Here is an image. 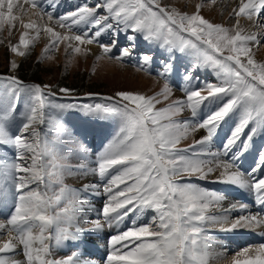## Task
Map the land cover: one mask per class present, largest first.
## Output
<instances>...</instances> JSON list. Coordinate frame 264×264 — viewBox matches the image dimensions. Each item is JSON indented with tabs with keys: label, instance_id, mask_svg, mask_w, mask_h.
Returning <instances> with one entry per match:
<instances>
[{
	"label": "snow or ice",
	"instance_id": "obj_1",
	"mask_svg": "<svg viewBox=\"0 0 264 264\" xmlns=\"http://www.w3.org/2000/svg\"><path fill=\"white\" fill-rule=\"evenodd\" d=\"M55 7L56 0H0V31L8 25L11 35L17 21L24 29L16 44L9 42V51L25 56L43 32L48 37L44 53L64 43L66 54L71 50L87 55L89 50L81 45L96 43L101 52L97 61L107 57L123 63L133 56L140 37L166 50L171 58L162 62L159 76L165 83L160 91L153 95L117 91L103 98L107 103H56L49 99L56 93L45 92L48 85L24 84L14 75L3 77L8 83L0 94V146L13 149L14 154H0V209L6 210L0 213V264H81L76 251L54 258V246L79 244L105 225L117 232L107 239L104 264H210L222 255L215 249L223 242L209 235V225L222 232L264 229V211L244 214L249 205L243 203L225 208V194L190 182L193 177L215 176L214 182L254 194L255 204L264 208V149L250 169L238 163L257 134L264 135V61H257L253 51L264 40L240 23L245 18L264 28V0H239L238 8L229 13L230 19L235 17L231 27L204 18L202 4L191 14L161 0H97L94 6L85 2L58 16ZM110 31L117 38L124 32L130 42L116 55L118 39L111 44L99 39ZM176 52L188 56L190 64L182 70L184 96L172 100L167 77L175 70L171 54ZM152 59L143 54L136 70L143 71ZM17 67L12 61L11 68ZM202 70H210L216 82L201 81ZM22 95L25 111L14 133ZM164 101L170 102L158 108ZM212 105L215 111L210 110ZM74 108L117 121L114 135L94 157L59 118ZM204 109L210 114L197 121ZM185 110L191 119H178ZM230 113H239L238 122L222 148L213 150V137ZM46 123L50 127L42 133L40 126ZM199 129L206 134L178 147ZM49 134L53 139H48ZM72 157L81 162L71 163ZM73 175H92L98 181L75 188L65 183ZM89 195L106 197L98 214L103 220H90L85 214ZM147 211L156 214L150 222L125 223L130 214L139 217ZM234 211L241 214L233 217ZM17 254L23 259H16ZM232 264H264V243L237 252Z\"/></svg>",
	"mask_w": 264,
	"mask_h": 264
},
{
	"label": "rangeland",
	"instance_id": "obj_2",
	"mask_svg": "<svg viewBox=\"0 0 264 264\" xmlns=\"http://www.w3.org/2000/svg\"><path fill=\"white\" fill-rule=\"evenodd\" d=\"M20 2L22 3L23 0H20ZM85 2L94 6L97 0H56V7L54 9L55 14L58 16L67 11L74 10L77 5L83 4ZM161 3L169 7H175L179 11L187 12L189 14L196 10L195 6L197 4H202L200 14L204 18L208 19L210 22L223 24L228 27H231L235 23V17L230 19L229 13H231L234 8H238L239 6V4H237L238 2L234 0H161ZM24 7L27 8L29 12L32 11L27 5ZM23 19L24 21L27 20L26 16H24ZM245 21L248 20L245 19ZM261 22H264V20ZM243 27L249 31V27L247 25H243ZM251 29L252 30L250 31L257 32L260 38H264V28L253 26ZM56 30L61 32L64 31L58 27H56ZM23 31L24 29L19 21L15 22V27L13 28L11 35L9 34L8 25H5L3 30L0 31V41H2L0 42V94L4 92L8 83L5 79H3V77L12 75L16 76L24 84H39L41 86L48 85L49 88L45 89V92L51 90L52 92L56 93L55 97H50L49 99L56 103L75 105L107 103V101H105L103 98L107 96H113L117 91H131L144 95H153L154 93L160 91V89L163 87V84L165 83V79L161 78L159 73L163 68L162 62H168L171 58L170 54L166 50H163L150 42H146L140 37L135 41L136 47L133 50V56L131 58H126L123 63H118L115 60H109L107 57L97 61L95 57L97 55H101V52L98 44L96 43L90 45H81L82 48L89 50L87 55L83 53L74 54L71 52V50H69V52L66 54L64 51V43H61L58 49L44 53L43 50L48 43V37L43 32H41L39 39L35 40L29 49L26 50V55L19 57L20 59L17 63L18 67L16 69H12L11 62L13 53L9 51L8 44L9 42L16 44L19 40L20 33ZM32 35H34V33H32ZM99 39L100 42L104 44H111L113 39H118V44L116 48L113 49V55L118 54L119 48L127 47L130 43L127 40L126 34L124 32H121L117 38L114 37L113 33L110 31L102 35ZM94 45L96 47H94ZM86 46L94 48L95 50L88 49ZM263 48L264 43L255 47L253 51L254 53H259L262 52ZM145 53L151 55L153 59L149 65L145 66L143 71H137L136 66L139 63V59ZM171 55L175 56V70L169 77H167V79L170 81L172 87L171 99L174 100L184 96V92L182 91L184 87L182 70L190 64V58L179 52L173 53ZM17 73L18 76L16 75ZM198 75L200 76L201 81L207 80L214 83L216 82V76L208 71L202 70L198 73ZM24 76H27L28 79L23 80L20 78ZM60 88H67L70 90V92L67 94L60 93ZM169 102L170 101H164L157 105V107H164ZM215 109V105L210 106L211 111H215ZM23 111H25V97L22 95L20 97V106L16 111L17 119L12 129L14 133L19 131L20 113ZM209 114V109H204L198 113L196 120L199 121ZM59 118L68 129L70 134L89 149L90 155L92 157H94L96 152L102 150L103 145L112 138L115 131L117 130L116 119H105L102 117L91 116L82 112L79 110V108L65 110L64 112L60 113ZM238 118L239 113H230L229 116L225 117V121L221 122L220 127L213 137V150L222 148L223 142L235 127L236 123L238 122ZM178 119H191V113L188 110H185L183 113H181ZM40 127L43 133L48 131L50 125L46 123L44 126ZM247 131L248 129L245 130L246 133ZM205 134L206 131L204 129H199L189 136L187 140L181 141L178 147H186L187 145L191 144L193 140H198ZM48 139H53L52 134L48 135ZM262 149H264V135L257 134L249 146V150L242 157L244 160L242 161L241 158V160L238 161L242 169H246V166H249L246 165L245 159H247V161H252L251 159H253L254 161L251 164L254 165L258 153ZM4 152H7L9 155L14 154L13 149L0 146V154ZM70 162L77 164L81 161L77 157H72ZM96 181H98V177H94L92 175H73L71 177H66L65 179V183L75 188H81V186L85 183H92ZM214 181L215 176H210L206 180H198L195 177L191 178L190 180V182L197 183L209 191H216L222 194L227 193L225 194L227 199L223 202V207L225 208L230 207L232 204H248V198L253 195L246 190L238 189L244 200H241V202H239L237 199L231 200L232 195H229L230 188L232 189V187H235L236 189L238 187L217 183ZM94 196L95 197H91V195L88 196L90 207L86 210L85 214L88 215L90 220H95L97 218L103 220V217L98 214L102 212L106 197L103 195ZM232 199H234V197ZM251 201L255 200L251 199ZM248 212L255 214L257 211L246 210L244 214H247ZM240 214V212L235 211L232 212L231 215L235 217ZM155 215L156 214L152 211H147L139 217L130 214V217L126 218L125 223L128 226H131V221L133 219H136L138 223H148ZM89 226L90 225H85V227ZM122 226L124 228V225ZM113 228H110L109 230V227H104V229L100 232H92L86 235L84 239L88 237L86 240L88 241V243H86L87 246L102 249V252H105L103 255L106 257L107 239L111 236L108 235V232H114L115 234L117 232V229L115 231ZM208 228L209 235L213 237L214 240L223 242L218 243L215 249L217 252L222 253V255L219 258L212 259L210 264H222V262L229 263V258H231L232 263V260L236 257L237 252L240 250L244 249L245 247L252 246V243L253 246L264 243V229L261 230V228H241L234 230L233 232L219 231L218 226L213 225H209ZM93 234L97 235V238L92 237ZM230 234L232 237H230ZM244 235L246 237L250 235L251 238H249L250 241H248V243L242 244L239 240V236ZM255 238L258 239L255 241ZM233 241L234 244L239 243V245L235 246L234 249H232V245H230ZM62 247L56 249L54 246V258H66L70 255V252L76 251L74 248L61 251ZM129 247H131V245H129ZM84 254L85 252L83 253V256ZM19 255L21 256L20 259H23L21 254H17L16 257ZM79 257L80 255L78 254L77 259ZM91 257L93 256H89L88 259L91 260ZM94 258L95 257L92 259ZM96 260L99 261L100 258Z\"/></svg>",
	"mask_w": 264,
	"mask_h": 264
},
{
	"label": "bare ground",
	"instance_id": "obj_3",
	"mask_svg": "<svg viewBox=\"0 0 264 264\" xmlns=\"http://www.w3.org/2000/svg\"><path fill=\"white\" fill-rule=\"evenodd\" d=\"M234 1H237L238 3L237 4H239V0H234ZM232 3V2H231ZM234 3V2H233ZM230 9H231V7H230ZM26 18H27V20H25V22H27L28 21V16H26ZM240 23H241V25L243 26V25H247L248 27H249V31L250 30H252L251 28H253V24H252V22H250V21H245V18H241L240 19ZM30 33L32 34V32H31V30H30ZM45 38V37H44ZM139 38V37H138ZM261 39H264V38H261ZM88 49H91V50H95L94 48H91V47H88V46H86ZM94 47H96L95 45H94ZM254 56H255V59H257V60H262V61H264V48L262 49V52H259V53H254ZM20 56H16L15 54H13V56H12V61H15L16 62V64L19 62V58ZM252 163V161H247L246 162V164L247 165H250ZM230 187H232V186H230ZM229 187V188H230ZM238 190V188H236L235 189V187H232V189L230 188V190H229V192H230V194L232 193V192H235V191H237ZM249 197V196H248ZM251 199L252 200H255V197H254V194L253 195H251L249 198H248V204L247 205H249V207H248V209L247 210H256V211H264V208H260V207H258L256 204H255V201H251ZM235 212V211H234ZM105 227L106 228H108V226L107 225H105ZM114 227V226H113ZM112 227V228H113ZM121 228H123V226L121 225ZM113 229H115V231H116V228L114 227ZM109 230H110V228H109ZM260 230V229H259ZM258 230V231H259ZM262 230V229H261ZM260 230V231H261ZM109 233V232H108ZM259 233V232H258ZM263 233H264V230H263ZM245 236V235H244ZM260 236V235H259ZM92 237H94V238H97V235H95V236H92ZM237 240V239H236ZM261 241V240H260ZM72 245H74V246H76L75 244H72ZM235 245H237V244H235ZM259 245H255V246H253V243H252V246H249L250 248H255V247H258ZM87 246V244L86 243H82L81 242V244L79 245V246H77V251H78V254L80 255V257L78 258V260L79 261H81V263L82 264H84V262L85 261H88V262H90V264H104V262H100V260L98 261V260H96V259H98L99 257H104V253L102 252V249H98L97 247H95V248H93L92 246H90V247H88ZM246 248V247H245ZM243 250V249H242ZM242 250H240V251H242ZM105 251V250H104ZM85 252V254H84V256H86V257H84L83 256V253ZM89 256H93V257H95L94 259H92L93 257H91V260H89L88 259V257ZM97 257V258H96ZM23 258V257H22ZM16 259H20V258H16ZM241 259H243V257H241ZM228 261H229V263L228 262H226V263H223L222 262V264H232L231 263V258H229L228 259Z\"/></svg>",
	"mask_w": 264,
	"mask_h": 264
},
{
	"label": "trees",
	"instance_id": "obj_4",
	"mask_svg": "<svg viewBox=\"0 0 264 264\" xmlns=\"http://www.w3.org/2000/svg\"><path fill=\"white\" fill-rule=\"evenodd\" d=\"M19 71V70H18ZM26 73V72H25ZM17 76H18V73L16 74ZM21 79H23V80H26V79H28V77L27 76H24V77H20Z\"/></svg>",
	"mask_w": 264,
	"mask_h": 264
}]
</instances>
